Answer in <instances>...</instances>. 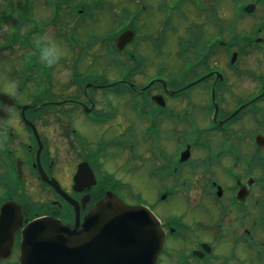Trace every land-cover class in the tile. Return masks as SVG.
<instances>
[{"label": "flooded vegetation", "instance_id": "1", "mask_svg": "<svg viewBox=\"0 0 264 264\" xmlns=\"http://www.w3.org/2000/svg\"><path fill=\"white\" fill-rule=\"evenodd\" d=\"M91 1H0L21 52L0 75V264L32 220L74 227L109 194L159 219L157 264H264V0ZM38 13L65 52L41 71Z\"/></svg>", "mask_w": 264, "mask_h": 264}, {"label": "water", "instance_id": "2", "mask_svg": "<svg viewBox=\"0 0 264 264\" xmlns=\"http://www.w3.org/2000/svg\"><path fill=\"white\" fill-rule=\"evenodd\" d=\"M116 42L123 49L130 42L128 34ZM15 211L12 205L4 206L0 216V235L10 238L0 245L6 257L13 244L12 232L5 229L16 227ZM164 239L148 208L128 206L109 194L83 222L77 214L73 228L52 217L28 223L22 231L20 264H157Z\"/></svg>", "mask_w": 264, "mask_h": 264}, {"label": "rangeland", "instance_id": "3", "mask_svg": "<svg viewBox=\"0 0 264 264\" xmlns=\"http://www.w3.org/2000/svg\"><path fill=\"white\" fill-rule=\"evenodd\" d=\"M2 2V0H0ZM91 2H94V0H92ZM16 15V13H14ZM3 18L5 17L3 13L0 14ZM40 16L41 21L40 20H35L30 22V26L35 28L37 31V35L39 40L41 39V37H48L46 35V33L48 32L45 28L44 25L47 24L48 22V17L46 15H44L43 13H38L37 16ZM9 17L11 18V14H9ZM107 18V16H105ZM12 19V18H11ZM104 22L105 20H99V22L95 23L94 25L91 26V29H97L98 32L102 29V28H106L103 27L104 26ZM14 24V23H13ZM14 30H12L11 34L10 32H8L5 28L3 29V31L0 32V48H3L4 51H0V65L3 64L2 66V70L0 69V75H9L12 73L13 75L17 74V70H21V59H19L21 52L18 49V43H16L14 45V47L12 49H9L10 46L7 45V40L9 39V36L12 35L13 36ZM49 38L52 40L51 35L49 36ZM14 39V36L12 38V41ZM48 41H41V44L43 45L44 43H47ZM28 59H32V54L28 55ZM62 59V58H61ZM44 66V62H42L40 60L39 62V70L41 71L43 69ZM5 68L6 71L3 69ZM38 74H49V71H47L46 69L42 71V73H38ZM140 178L142 179V181H147L150 182L152 184L151 189H155L157 187L156 183L158 182L157 180H149L148 178H146L145 173H141ZM135 186L136 190H142L145 194H147V190L140 184V181H138V183H135L134 181H132V178L129 179ZM150 196V195H149ZM16 261V258L13 259Z\"/></svg>", "mask_w": 264, "mask_h": 264}, {"label": "clouds", "instance_id": "4", "mask_svg": "<svg viewBox=\"0 0 264 264\" xmlns=\"http://www.w3.org/2000/svg\"><path fill=\"white\" fill-rule=\"evenodd\" d=\"M45 40L48 42L40 48V60L48 65H54L65 55L64 49L58 42L48 37H41L37 43L40 44Z\"/></svg>", "mask_w": 264, "mask_h": 264}]
</instances>
